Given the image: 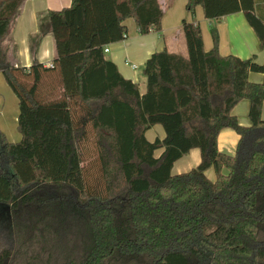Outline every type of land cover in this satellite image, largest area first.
Returning <instances> with one entry per match:
<instances>
[{"label":"trees","instance_id":"obj_1","mask_svg":"<svg viewBox=\"0 0 264 264\" xmlns=\"http://www.w3.org/2000/svg\"><path fill=\"white\" fill-rule=\"evenodd\" d=\"M26 0H0V73L18 105L20 140L0 132V205L11 238L0 264H264V64L205 52L197 24L182 21L186 56L167 50L144 63L145 92L106 60V46L161 31L157 0H71L46 13L50 67L10 66L1 47ZM217 21L242 13L264 48V0H186ZM249 102V125L232 115ZM162 139L149 142L154 126ZM239 137L233 156L217 137ZM93 140L98 175L83 167ZM199 164L172 174L191 150ZM160 154L156 156V152ZM212 169L214 180L205 172Z\"/></svg>","mask_w":264,"mask_h":264},{"label":"crops","instance_id":"obj_2","mask_svg":"<svg viewBox=\"0 0 264 264\" xmlns=\"http://www.w3.org/2000/svg\"><path fill=\"white\" fill-rule=\"evenodd\" d=\"M157 2L162 13L159 33L150 31L147 35H139L134 20L127 19L123 23L127 29L126 38L105 47L108 50L104 55L105 59L115 65L124 79L135 83L138 90L140 83L144 88L146 85L144 76L140 78L141 74L137 72L138 66L143 69L144 63L153 53L167 50L170 53L186 56H184V44L180 40L182 21L199 26L205 52L213 47L210 29L214 28L218 35V52L221 56L231 55L240 59L253 58L257 64H264V48L260 47L256 34L242 13L228 15L217 21H208L204 19L202 9L198 6L191 13L190 19L189 12L185 9L186 0H180V2L179 0H157ZM70 5L71 0L24 1L12 22L8 35L1 43L8 64L28 68L33 62H38L44 67L50 66L56 57V51L54 39L47 24L46 13L60 11ZM131 65H135L137 69L133 70ZM263 80L264 77L261 74L249 73L248 75V81L251 83H261ZM144 92L139 90L140 94ZM248 110L247 100L240 101L232 110V115L237 118L241 126L249 125ZM261 118L264 120V103L261 108ZM159 127L156 125L148 130L145 138L149 131L154 130L156 138L162 139L164 132ZM238 139L239 137L233 130H221L217 137L218 151L233 156ZM159 154L160 151H158ZM199 162V151L191 150L174 164L172 174L188 172L189 168L196 167ZM177 167L179 171L173 172V169ZM209 171L210 169L205 172L206 177ZM2 206L5 205H0V240L11 238L10 210L8 206H5L8 207V218Z\"/></svg>","mask_w":264,"mask_h":264},{"label":"rangeland","instance_id":"obj_3","mask_svg":"<svg viewBox=\"0 0 264 264\" xmlns=\"http://www.w3.org/2000/svg\"><path fill=\"white\" fill-rule=\"evenodd\" d=\"M180 2V0H179ZM180 5V4H179ZM190 15L191 19V13H188ZM194 20V18H193ZM180 40L184 44V56L186 55V46L184 42V38L181 35ZM141 75H142V68L138 66L137 69ZM143 78V77H142ZM140 92H144L145 88L140 83L139 85ZM17 114H18V105L17 100L11 90L9 89L8 85L6 84L2 74L0 73V132L5 136L7 142L9 143H17L20 140L19 133L17 131ZM161 128V127H159ZM147 140L149 142H153L156 139V132L149 131L147 133ZM94 143L91 137L87 138L86 144H85V150L83 151V167L85 168L86 172L94 177L98 175V167L96 163V151L93 147ZM156 155H158V152H156ZM189 167V166H187ZM195 168L192 166L190 169ZM179 168L173 169V172L179 171ZM181 171V170H180ZM207 177L210 181L214 180V173L213 170L210 169V171L207 173Z\"/></svg>","mask_w":264,"mask_h":264},{"label":"built area","instance_id":"obj_4","mask_svg":"<svg viewBox=\"0 0 264 264\" xmlns=\"http://www.w3.org/2000/svg\"><path fill=\"white\" fill-rule=\"evenodd\" d=\"M107 49H104V53H107ZM51 66V65H50ZM50 66H48V67H50ZM131 68L133 69V70H136L137 68H136V66L135 65H131Z\"/></svg>","mask_w":264,"mask_h":264},{"label":"water","instance_id":"obj_5","mask_svg":"<svg viewBox=\"0 0 264 264\" xmlns=\"http://www.w3.org/2000/svg\"><path fill=\"white\" fill-rule=\"evenodd\" d=\"M2 209L7 213L8 212V207L2 206ZM7 217L9 218V215L7 213Z\"/></svg>","mask_w":264,"mask_h":264}]
</instances>
